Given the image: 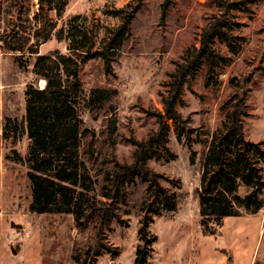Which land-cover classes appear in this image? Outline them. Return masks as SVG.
Instances as JSON below:
<instances>
[{"label": "rangeland", "instance_id": "1", "mask_svg": "<svg viewBox=\"0 0 264 264\" xmlns=\"http://www.w3.org/2000/svg\"><path fill=\"white\" fill-rule=\"evenodd\" d=\"M65 1L64 12L57 17L48 14L47 6L40 5L38 0H0V124L5 118H16L19 122L14 139L6 143L5 154L11 155L13 151L14 157L27 156L28 138L22 127L24 92L28 84L35 82V77L33 57L28 54L16 57L21 54L8 52L4 39L16 32L17 36L30 37L34 42L35 30H46L48 21L55 22L51 38L39 45L38 52L66 54L68 42L58 41L55 32L70 17L79 15L77 24L91 35L94 49H98L107 29L124 21L105 11L123 8L129 13L131 9L124 7L130 0ZM163 1L141 0L128 40L117 54H109V74L98 59L86 60L80 67L86 98L96 87L117 91L107 108L100 112L90 111L85 100L78 105L81 128L87 129L82 151L85 144L91 143L92 147L93 155L85 157V163L96 200H104L101 191L106 173L111 174L116 163L132 162L134 146L129 140H143L156 129L153 114L162 110L160 100L167 92L171 72L184 50L198 45L202 28L219 12L214 0H172L161 19ZM241 1L240 9L228 14L235 37L231 47L223 40L215 41L214 51L221 58L216 60L212 77L207 80L204 61L194 79L184 86L182 102L176 106L181 117L188 121L190 138L178 140L171 129L162 158L147 161V166L160 175L161 186L177 194V210L154 215L149 211L151 197L147 183L136 178L126 184L125 203L115 202L119 218H112L109 227L103 230V243L109 252L100 249L101 254L94 262L93 258L89 260L91 264H134L143 218L149 221V233L156 236L148 264H264V209L224 217L221 226L212 233H203L199 224L197 189L206 140L209 133L226 122L235 83L239 81H247L244 135L260 143L264 150V0ZM135 5V1L131 2L132 7ZM35 84L40 88L41 79ZM110 123H114V131ZM261 166L264 177V161ZM27 169L26 161L14 163L12 199L0 210V264H72V255L88 248L96 219L78 231L72 214L30 212ZM239 193L244 194L243 187Z\"/></svg>", "mask_w": 264, "mask_h": 264}, {"label": "trees", "instance_id": "2", "mask_svg": "<svg viewBox=\"0 0 264 264\" xmlns=\"http://www.w3.org/2000/svg\"><path fill=\"white\" fill-rule=\"evenodd\" d=\"M40 5L47 6L48 14L62 16L65 0H38ZM135 1V7L131 2ZM141 0H130L124 7H130L129 13L123 8L105 11L112 17L124 21L113 29H107L101 40L100 48L94 49L91 35L81 27L79 15L70 17L65 25L56 32L58 41L68 42V53L53 51L39 54V45L49 40L56 26L48 21L46 30H35L32 37H19L15 32L4 39L8 52L20 53L16 57L28 54L33 57L32 72L35 82L28 84L24 92L25 114L23 130L28 138L26 158L6 154L5 159L14 163L28 164L26 176L31 187V202L28 210L36 214L69 213L73 215L74 226L83 231L93 219L95 233L89 237L88 248L72 255V264H91L101 254L100 249L107 250L103 243V230L109 227L112 218H119L115 202L125 203V185L139 178L147 183L151 197L150 209L154 215L163 212H175L178 208V197L174 192L165 190L160 182V175L147 166V161L162 158L167 150L169 133L173 129L176 138L189 139L191 130L187 120L183 119L176 109L182 102V91L185 85L194 79L205 61L207 80L212 77L218 64L213 45L217 39L223 40L231 47L234 36L231 33L233 21L229 17L232 10H239L241 0H214L218 15L208 21L202 28L198 45L184 50L181 60L169 77L168 89L162 95L161 111L153 114L156 129L145 139L129 140L134 146L130 164L116 163L115 170L105 175L101 196L96 200L92 190V177L87 169L85 157L90 158L91 143L83 148V137L87 129L81 128L78 113L79 102L92 112L107 108L115 98L117 91L111 88L96 87L91 89L87 98L84 96L80 81V67L90 59L103 63L104 72L110 73L109 54H117L130 36V25ZM172 0H164L160 7V18L165 17ZM42 8V7H41ZM221 58V57H219ZM23 66L20 63V67ZM44 80L45 85L39 88L35 83ZM207 84V81H206ZM246 80L235 83L236 91L232 97L223 126L208 134L206 153L200 172V183L197 189L199 205V224L203 233H212L221 226L224 217L240 216L244 213H256L264 209V177L262 162L264 150L260 143L246 139L243 131V117L248 115ZM171 122V124L169 123ZM13 123L14 125L10 124ZM114 131V123H110ZM19 122L5 118L0 124L3 139H14ZM91 152V153H90ZM243 187L244 194L239 193ZM157 205L156 209L152 206ZM149 221L141 220L138 229L139 243L135 248L134 264H148L156 236L148 230ZM92 241V242H91ZM75 246L73 251H75ZM108 251V250H107ZM109 252V251H108Z\"/></svg>", "mask_w": 264, "mask_h": 264}, {"label": "crops", "instance_id": "3", "mask_svg": "<svg viewBox=\"0 0 264 264\" xmlns=\"http://www.w3.org/2000/svg\"><path fill=\"white\" fill-rule=\"evenodd\" d=\"M8 140L3 139L0 130V210L7 207L12 199L11 186L15 183V173L13 172L14 162L5 159L4 149Z\"/></svg>", "mask_w": 264, "mask_h": 264}, {"label": "bare ground", "instance_id": "4", "mask_svg": "<svg viewBox=\"0 0 264 264\" xmlns=\"http://www.w3.org/2000/svg\"><path fill=\"white\" fill-rule=\"evenodd\" d=\"M45 81L41 80V87L44 85Z\"/></svg>", "mask_w": 264, "mask_h": 264}, {"label": "water", "instance_id": "5", "mask_svg": "<svg viewBox=\"0 0 264 264\" xmlns=\"http://www.w3.org/2000/svg\"><path fill=\"white\" fill-rule=\"evenodd\" d=\"M44 85H45V83H44ZM44 85H43L42 87H40V88H43V87H44Z\"/></svg>", "mask_w": 264, "mask_h": 264}]
</instances>
